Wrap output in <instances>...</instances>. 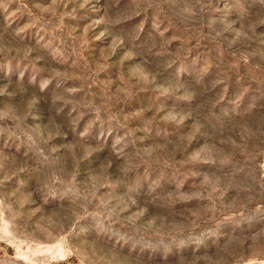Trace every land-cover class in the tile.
<instances>
[{"label":"rangeland","instance_id":"obj_1","mask_svg":"<svg viewBox=\"0 0 264 264\" xmlns=\"http://www.w3.org/2000/svg\"><path fill=\"white\" fill-rule=\"evenodd\" d=\"M0 264H264V0H0Z\"/></svg>","mask_w":264,"mask_h":264}]
</instances>
